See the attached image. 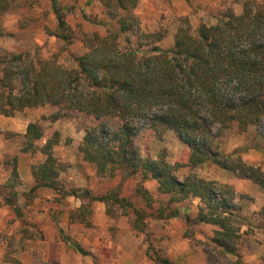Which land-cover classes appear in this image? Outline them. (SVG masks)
I'll list each match as a JSON object with an SVG mask.
<instances>
[{"label":"trees","instance_id":"trees-1","mask_svg":"<svg viewBox=\"0 0 264 264\" xmlns=\"http://www.w3.org/2000/svg\"><path fill=\"white\" fill-rule=\"evenodd\" d=\"M17 1L0 0V18ZM98 1L115 25L107 27L104 36H86L83 43L87 52L72 56L73 67L61 65L56 58L36 61L29 55L11 56L0 79V117L50 105L57 107L49 118L52 122L82 118L85 136L79 150L100 177H120L122 185L135 182V197L148 205L152 195L144 184L155 182L160 195L168 197L158 208L159 219L178 218L179 204L199 200L197 216L188 217V222L216 227L210 241L213 249L238 257L247 224L239 215L235 191L200 177L196 170L214 165L251 181L264 192L261 168L247 164L236 153L227 154L220 143L228 130L244 134L256 128L264 136V5L247 0L241 14L229 10L215 25L202 23L194 31L185 22L175 34L174 46L163 49L159 44L166 34L146 32L141 27L136 14L140 0ZM50 3L57 21L53 36L68 46L75 38L68 23L70 9L60 0ZM12 61L26 67L20 86L10 71ZM105 119L114 122L110 133L102 122ZM139 121L145 125L138 127ZM143 131L158 138L175 134L190 151L187 164L171 163L166 151L156 158L145 157L137 145ZM21 138L22 152L40 154L43 161L32 167L35 185L24 196V206L17 190L20 175L16 164L4 186L3 205L18 219L38 197L37 191L48 189L87 202L70 215L72 221L89 224L92 204L97 202L106 206L111 217L118 215L117 209L121 215L132 216L134 229L145 231L147 213L123 196L122 186L104 195L90 190L64 191L60 177L65 169L54 156L60 143L58 132L40 145L44 127L38 121L30 123ZM183 167H188L189 173L181 174ZM256 216V229L264 233V206ZM60 235L68 246L86 255L62 230ZM151 258L158 264H174L167 258Z\"/></svg>","mask_w":264,"mask_h":264},{"label":"rangeland","instance_id":"rangeland-1","mask_svg":"<svg viewBox=\"0 0 264 264\" xmlns=\"http://www.w3.org/2000/svg\"><path fill=\"white\" fill-rule=\"evenodd\" d=\"M245 1L140 0L136 14L143 30L166 34L159 46L170 49L174 46L177 30L185 22L193 31L202 23L215 25L229 10L241 14ZM254 1L264 5V0ZM60 2L70 9L68 23L75 34L68 46L53 36L57 21L51 11L50 0L17 1L13 9L0 18V31L3 33L0 37V61L4 63L0 65V79L4 76L3 69L8 66L6 62L13 59L12 55H29L36 61L56 58L61 65L71 68L74 66L72 56H82L87 52L83 43L86 36H104L107 27L115 25L98 0ZM11 63L10 71L20 86L26 67L16 61ZM56 112L57 107L46 105L26 109L14 117H0V264H158L151 257L167 258L174 264H238L239 261L241 264H264V233L256 229V213L264 206V192L258 185L214 165L196 170L200 177L234 189L236 204L241 209L239 215L247 224L242 230L247 232L239 244V256L223 255L214 250L210 242L216 227L197 225L187 220L197 216L199 200L191 199L179 204L178 218H157L158 208L168 198L160 195L157 184L152 181L144 184L152 195V203L148 205L135 197V182L128 181L122 185L120 177H100L96 168L83 160L79 150L85 136V121L78 118L52 122L49 118ZM38 121L44 127V139L40 145L54 133L60 135L54 156L65 169L60 177L64 191L90 190L94 195H104L122 186L123 196L130 197L147 213L144 232L134 229L132 216L121 215L116 207L118 215L111 217L106 206L97 202L92 204L89 224L79 219L72 221L70 215L77 212L85 200L58 195L48 189L37 191L38 197L24 208L22 219L3 205L4 186L15 164L20 175L17 190L23 206L27 202L24 196L35 185L32 167L40 164L43 157L23 153L21 137L30 123ZM102 122L109 133L115 128L109 119ZM137 125L143 127L145 122L139 121ZM213 131L218 133V127ZM220 143L227 154L240 155L247 164L261 168L264 173V136L260 130L251 128L244 134L228 130L221 136ZM137 145L145 157L156 158L160 152L166 151L173 164L185 165L189 159V149L173 133L158 138L150 131H143L137 137ZM186 173H189V168L183 167L181 174ZM61 230L86 255L68 246L60 235Z\"/></svg>","mask_w":264,"mask_h":264}]
</instances>
